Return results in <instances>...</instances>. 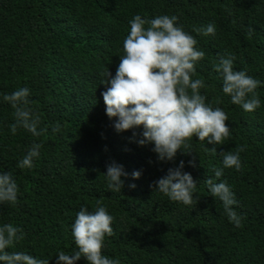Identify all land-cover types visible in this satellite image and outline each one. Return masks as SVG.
Returning <instances> with one entry per match:
<instances>
[{"label": "trees", "instance_id": "1", "mask_svg": "<svg viewBox=\"0 0 264 264\" xmlns=\"http://www.w3.org/2000/svg\"><path fill=\"white\" fill-rule=\"evenodd\" d=\"M136 15L176 16L177 26L197 40L205 56L192 79L205 81L200 93L206 103L228 116L230 136L222 144L193 137L191 148L182 149L191 154L178 151L173 161H159L154 145L135 142L133 132L141 138L142 127L115 130V118L106 115L102 93L110 85L102 84V74L115 76ZM209 24L214 35L194 31ZM229 55L235 71L260 81L254 112L232 104L222 91L213 65ZM24 87L44 135L11 132L14 110L3 96ZM34 143L41 147L33 167L19 168ZM238 146L245 148L241 170L224 168L217 179L213 169L223 168L222 154ZM113 161L128 174L119 193L107 188L104 176ZM181 161L197 183L191 206L150 187ZM134 171L141 172L139 179ZM0 172H11L19 189L17 204H0V226L11 223L24 234L9 252L56 264L60 251H76L72 225L79 210L104 206L114 235L105 237L102 254L120 264H264V0H0ZM209 177L234 193L239 227L211 196L204 183ZM75 264L88 262L81 257Z\"/></svg>", "mask_w": 264, "mask_h": 264}, {"label": "clouds", "instance_id": "2", "mask_svg": "<svg viewBox=\"0 0 264 264\" xmlns=\"http://www.w3.org/2000/svg\"><path fill=\"white\" fill-rule=\"evenodd\" d=\"M176 16H158L151 20L136 15L130 23V32L123 41V55L114 77L109 70L102 84L110 85L102 93L109 119L115 118L114 128L119 132L143 128L141 138H133L140 146L154 145L152 151L159 161H173L178 151L190 149V141L197 137L200 142L222 144L230 136L226 122L227 114L220 108L206 103V96L200 89L206 84L202 78L193 80L196 62L205 56L197 49V40L186 32L183 26H177ZM147 25V27H146ZM197 34L208 36L215 34V25L194 29ZM253 29H248L250 38ZM234 55L221 56L213 65L215 72L222 77V91L231 97V103L239 105L246 112H254L260 107L256 89L260 81L249 76L246 71H235ZM30 90L20 88L3 96L4 102L14 110L15 123L10 125L15 134L18 128L34 136L46 134L40 129V117L30 107ZM60 130L59 124L52 127L53 133ZM40 144H32L27 154L18 164L19 168H32L33 161L39 156ZM213 153L215 148L210 149ZM243 146L222 154L223 168L213 169L215 177L223 175L224 168L241 170L240 153ZM184 154H191L183 151ZM195 167V161H190ZM184 162L178 168L169 169L167 175L154 181L150 187L166 195L173 202L184 205L193 204V192L197 183L189 173L183 172ZM123 166L112 162L104 174L107 188L119 193L124 187L121 177H127ZM133 179L141 177L140 171L132 173ZM211 196L222 202L224 213L230 222L240 226L242 217L234 211L237 204L234 193L226 182L216 183L209 177L204 180ZM135 188V184L130 185ZM18 185L11 172H0V204L18 203ZM113 217L106 207L98 206L94 212L86 207L77 213L72 225L76 251L69 255L58 253L56 264H75L81 257L88 264H120L118 259H110L102 254L105 237L114 235L111 227ZM19 234V235H18ZM24 238L23 230L13 224L0 226V262L2 264H49L48 260L37 259L26 252H9L7 249Z\"/></svg>", "mask_w": 264, "mask_h": 264}]
</instances>
